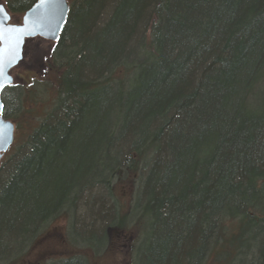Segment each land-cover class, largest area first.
Segmentation results:
<instances>
[{
	"label": "trees",
	"instance_id": "16d2710c",
	"mask_svg": "<svg viewBox=\"0 0 264 264\" xmlns=\"http://www.w3.org/2000/svg\"><path fill=\"white\" fill-rule=\"evenodd\" d=\"M50 59L53 98L2 97L16 131L50 104L0 167V261L65 220L71 248L149 231L143 264H264V0H79Z\"/></svg>",
	"mask_w": 264,
	"mask_h": 264
},
{
	"label": "rangeland",
	"instance_id": "374dc122",
	"mask_svg": "<svg viewBox=\"0 0 264 264\" xmlns=\"http://www.w3.org/2000/svg\"><path fill=\"white\" fill-rule=\"evenodd\" d=\"M78 0H72L71 2L75 4ZM2 4L7 6V0H0ZM15 20H20V14H13L10 12ZM53 44L45 42L41 39H33L28 45V51L25 56L23 63L13 71L12 75L14 77L15 92L11 90H6L4 92L6 96V101L8 109L11 111V108L14 107L12 112L16 115V102H15V93L18 91H32L35 89L36 93H43L49 88L51 91V98L54 97V85L51 81L54 82L56 75L54 74L55 70L50 66L49 60L50 53L53 48ZM11 88V87H10ZM3 94V95H4ZM41 96L34 95L33 100L26 101L24 105L26 110L30 112V115H22L19 118L18 131L15 133V144L11 150L6 154L2 163L6 162L14 154L18 146L22 144L25 140L26 135L29 133L31 128H35L37 123L34 122V118H40L44 116L45 108L49 106V102L41 104V100H38ZM38 100V102L36 101ZM8 110V111H9ZM22 111V110H21ZM18 113V112H17ZM18 115V114H17ZM29 118H31L29 120ZM1 167V166H0ZM1 176V171H0ZM129 187V186H128ZM131 191L126 186H119L117 188V194L120 196V200H125L124 204L130 200ZM85 214V212H83ZM100 233H97L99 236ZM130 233H125L122 237H113L112 242H115L116 247L113 246L107 251L106 255L99 256L98 259H95L94 264H134V255L133 251L120 249L119 247L124 245V242H120L121 239L127 238ZM131 235V234H130ZM67 232H66V223L65 220H59L53 223L48 227L47 232L40 236V240L35 244V248L29 252V254L24 258L25 260L20 264H58L66 256L72 252L71 247L67 243ZM71 241L76 244H81L80 237L72 231V234L69 235ZM136 239V235L133 236V240ZM148 237L145 239V244L141 247L139 252V257L136 259V264H143V258L147 255V249L145 247ZM99 240V239H98ZM94 239V245L100 247L101 245ZM16 250H13V254H16Z\"/></svg>",
	"mask_w": 264,
	"mask_h": 264
},
{
	"label": "water",
	"instance_id": "95a60500",
	"mask_svg": "<svg viewBox=\"0 0 264 264\" xmlns=\"http://www.w3.org/2000/svg\"><path fill=\"white\" fill-rule=\"evenodd\" d=\"M70 16V5L67 0H57L54 4H42L37 1L33 7L25 13L22 23L10 24L11 15L7 12L4 5L0 4V22L5 25L23 29V46L19 56L14 62L10 56L4 58V72L6 75L0 80V163L13 147L15 142V124L7 120L4 116L5 106L2 100L4 91L14 84L13 71L24 61L27 54L28 43L36 38L43 39L56 44L59 42ZM10 78V79H9Z\"/></svg>",
	"mask_w": 264,
	"mask_h": 264
},
{
	"label": "bare ground",
	"instance_id": "6f19581e",
	"mask_svg": "<svg viewBox=\"0 0 264 264\" xmlns=\"http://www.w3.org/2000/svg\"><path fill=\"white\" fill-rule=\"evenodd\" d=\"M79 3V0L77 1ZM77 2H75V4H78ZM74 4V6H75ZM69 21V19H68ZM68 24V22H67ZM67 26V25H66ZM143 53V52H142ZM150 155L146 156V159H149ZM146 162V161H145ZM2 162L0 163V166H2ZM2 170V169H1ZM115 181L113 180V183ZM131 197L130 200L127 202V204H124L125 206V210H129L133 205H134V199H133V191L131 192ZM223 220V219H221ZM224 222H222L223 224ZM48 224H46L47 226ZM45 226V227H46ZM105 231H107L108 233H106V238L104 237L103 239H101V246L97 248V246L94 245V240H80L81 244H76L72 249V252L69 254V256H66L63 260H61L58 264H64V263H68L69 261H76L75 263L77 264H94L95 259H98L99 256H103L107 254V251L113 246L114 248L116 247L115 242H112V233H110L107 229H105ZM41 231L35 235L32 236V238L28 241L27 245L20 251L19 254H17L16 256H10L8 259H3L0 261V264H13V263H21L23 262L25 259V257L29 254V252H31V250H33V246H34V242L37 241L38 237L40 238L41 235ZM130 233V232H128ZM68 234V232H67ZM131 234V235H130ZM129 235H127V238H123L121 239L120 242H124V245L119 247L120 249H124L126 250H131L133 251V255H134V264L136 263V259L139 257V252L141 250V247L145 244V239H146V234L145 230L140 229L139 226H135L132 229V232ZM151 234L148 231V239L147 242L149 241V239L151 238ZM136 235V239L133 240V236ZM124 236V234H123ZM122 236V237H123ZM67 237V236H66ZM114 237V236H113ZM97 241V240H96ZM98 240V242H100ZM121 249V250H122ZM204 262H208L210 260V255L208 254L207 256H204ZM56 264V263H54Z\"/></svg>",
	"mask_w": 264,
	"mask_h": 264
},
{
	"label": "snow or ice",
	"instance_id": "6c2138e0",
	"mask_svg": "<svg viewBox=\"0 0 264 264\" xmlns=\"http://www.w3.org/2000/svg\"><path fill=\"white\" fill-rule=\"evenodd\" d=\"M42 4H54L57 0H41ZM23 29L15 26L9 27L3 22H0V80L6 75L4 72V58L10 56L14 62L16 57L20 55L23 46ZM10 79V78H9ZM3 88L0 87V91ZM2 109V105H0Z\"/></svg>",
	"mask_w": 264,
	"mask_h": 264
},
{
	"label": "flooded vegetation",
	"instance_id": "af4514ba",
	"mask_svg": "<svg viewBox=\"0 0 264 264\" xmlns=\"http://www.w3.org/2000/svg\"><path fill=\"white\" fill-rule=\"evenodd\" d=\"M37 1H39V0H37ZM37 1H36V2H37ZM67 1H68L69 5H70V14H71V12H72V10H73V7H74V3L71 2L72 0H67ZM36 2H35V3H36ZM35 3H34V4H35ZM0 4H2V3L0 2ZM34 4H33V5H34ZM2 5H4V4H2ZM6 7H7V6H6ZM32 7H33V6H32ZM32 7H31V8H32ZM31 8H30V9H31ZM30 9H29V10H30ZM8 10H9V9H8ZM29 10H28V11H29ZM8 12L10 13V11H8ZM25 13H26V12H25ZM23 15H24V14H22V15H21V19L17 21V20H15L14 18H12L13 15L11 14V24L22 23V17H23ZM37 39H40V38H37ZM41 40H43V39H41ZM43 41H45V40H43ZM45 42L48 43V41H45ZM49 43H50V42H49ZM50 44H51V43H50Z\"/></svg>",
	"mask_w": 264,
	"mask_h": 264
}]
</instances>
